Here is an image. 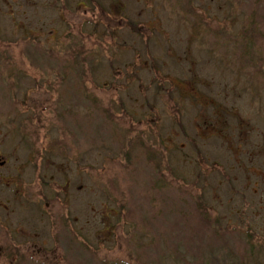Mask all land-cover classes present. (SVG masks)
<instances>
[{
	"label": "rangeland",
	"instance_id": "obj_1",
	"mask_svg": "<svg viewBox=\"0 0 264 264\" xmlns=\"http://www.w3.org/2000/svg\"><path fill=\"white\" fill-rule=\"evenodd\" d=\"M169 3L0 0V264H202L226 247L264 264V0H193L191 18ZM245 27L250 63L215 41ZM83 78L99 101L81 98ZM194 85L208 111L178 102Z\"/></svg>",
	"mask_w": 264,
	"mask_h": 264
},
{
	"label": "trees",
	"instance_id": "obj_2",
	"mask_svg": "<svg viewBox=\"0 0 264 264\" xmlns=\"http://www.w3.org/2000/svg\"><path fill=\"white\" fill-rule=\"evenodd\" d=\"M168 1H170L169 5H172V2H174V3L176 2V6L175 7H169V8H171V11H173V15L180 16L181 18H183V17L184 18H187L188 16L191 18L194 15V8H195V6L193 5V0H168ZM183 1H187V2H185V4L182 5ZM106 15H108V14H106ZM197 17L198 16L195 15V18H197ZM251 18H252L251 22L254 23L253 22V20H254L253 15L251 16ZM211 22H212L211 20H207L206 23L204 24L203 28H202L201 21L199 19H196L197 31H201V32H205V31H207V32H213L211 30L206 29V28L209 27V23H211ZM119 24L120 25L127 26L129 28L130 27L133 28V25L132 24H128L127 22L121 23V21H120ZM244 29H242V30H244V31H242L243 33L242 32L240 33V34H242V37L238 34L235 39H232L229 33L226 34V33H222V32H218L217 31V37H216V40L215 41H216V44L218 46H221V45L223 46L224 43L227 42V41L230 42V43H228V45H231V42H233L235 46H237V47L239 46L238 48L244 54V55L241 54L242 55L241 56L242 62H246L247 61V63H250V61H249L248 58L250 56L249 54L251 53V51L248 50V49H249V45L251 43V40L250 39L253 40L255 34H253L252 32H249V29H246V27ZM245 34H248V35H245ZM219 36H223L224 37L223 40H222V41H224V43H222L221 45L219 44V41H218ZM253 44L255 46L254 40H253ZM98 56L99 55L97 54V57ZM76 64L77 63H74L73 64V66H72L73 67V70L68 69L69 70L68 71V74L69 73H73V75L76 76V73L81 72V76L85 75L86 69H84L82 66L81 67H79V66L76 67ZM81 64H83V63H81ZM251 65H254V64L252 63ZM245 66H246V64H245ZM152 67H153L152 69H149L150 72H153L154 69H156V66H155L154 63L152 65ZM65 77H66V75L65 76H62V79H64ZM46 78H49V77L47 76ZM84 82H87V81L83 78L82 90H84V93L81 95V98L82 99L83 98H86V101H89L90 100L89 98L91 97V98H93V101H92L93 103L99 101L98 98L96 97V95L93 92H92L93 94L91 93V91L89 92V90H88V83L86 84ZM183 82L184 81L179 80L178 78H175V79H170L169 81H167V84L169 86L174 87V88L175 87L181 88V87H184L183 85H184L185 82L184 83ZM72 84H73V81H72ZM156 85H157V87L159 89V94H160L161 93L160 90H163V87H161V83H159V84L156 83ZM71 86L72 85H69V88H68L67 91H69L71 89ZM194 87H195V91H193V87H192L190 89V91H188L187 94H185L184 96L179 95V92H182L183 93V90H180L179 89L177 91L178 92V97H180L179 99H177L178 102L183 103V101H186L187 100L186 104L188 103L190 105L189 107H193V109H195V108H198V106H201L202 108L206 109V111H208L210 107H213L212 106V101H213L212 95H210L209 93L208 94L206 93V95H207V97H206L205 95L202 94V98H201L200 93H199L198 86H195L194 85ZM161 95L162 94H160V96ZM162 98H160V99H162ZM217 102H218V104L216 105L215 110H213L214 111L213 116L216 119H218V120H220L222 122L223 125L221 124V126H223V128H224V132H231V131H233V130L236 129L237 132H235V133H232L231 132V133L232 134L239 135V133H240V130H239V127H240L239 126L240 125V123H239L240 122L239 121L240 120V117H238L237 115L232 114L231 112L229 113L225 109L224 105H222V103H220V101L217 100ZM105 109L106 108L100 109L101 113L104 112V119L106 121L112 122L111 121V117H110V113H106L107 109L106 110ZM120 110H122V108ZM177 111L180 113V109H178ZM222 117H224V118H222ZM180 119H181L180 117H176V119L174 121L179 122ZM244 124L245 125H243L242 128H248L247 125L249 123L248 122H244ZM174 125H175V123H174ZM228 127H230V129ZM171 129H172V131L170 132V134L167 133L164 137L161 136V138H162V139H160L161 140V144H163L162 143L163 139H164V141H166L168 138H170L171 136L174 135L175 129H174L173 124L171 125ZM179 129H181L183 131V133L187 135V132H186L187 129L185 128V126L183 124H181L179 126ZM161 132H163V130ZM231 133H228V134H231ZM212 136L214 137V135H211L210 137H212ZM210 137H209V139H210ZM144 145H141V146L144 147ZM151 148H153V146H151ZM199 150L200 149H198V151ZM131 153H132L131 152V148L128 151L125 152V157L128 158V160H126V161L127 162L129 161L130 163H132V159L130 160ZM148 155H149L148 156V159L153 164L155 173L157 175H160L163 179H167L168 176L165 174V172L170 173L169 172V170L171 168L170 161L167 160L166 157H164L163 154L160 153L157 150H156V152H152V153H150ZM215 164H218V163H215ZM157 175H156V177H157ZM159 179H161V178H159ZM203 210L204 211H200L201 217H202V222H204L205 224H209L210 223V218H209L210 216H209V213H207L208 210L206 208H203ZM215 222H217V220ZM201 256H202V259H201V263L202 264H243V262L239 258V256L236 255L233 252V250H231V249H229L227 247L226 248H215V249H211V250H206V251H204L201 254Z\"/></svg>",
	"mask_w": 264,
	"mask_h": 264
},
{
	"label": "water",
	"instance_id": "obj_3",
	"mask_svg": "<svg viewBox=\"0 0 264 264\" xmlns=\"http://www.w3.org/2000/svg\"><path fill=\"white\" fill-rule=\"evenodd\" d=\"M1 165H3V164H1Z\"/></svg>",
	"mask_w": 264,
	"mask_h": 264
},
{
	"label": "flooded vegetation",
	"instance_id": "obj_4",
	"mask_svg": "<svg viewBox=\"0 0 264 264\" xmlns=\"http://www.w3.org/2000/svg\"><path fill=\"white\" fill-rule=\"evenodd\" d=\"M3 167V166H2Z\"/></svg>",
	"mask_w": 264,
	"mask_h": 264
}]
</instances>
